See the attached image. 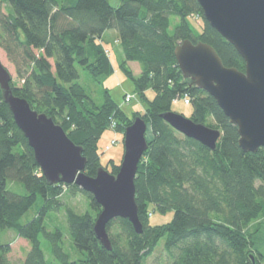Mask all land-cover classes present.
I'll return each instance as SVG.
<instances>
[{
	"label": "trees",
	"instance_id": "trees-1",
	"mask_svg": "<svg viewBox=\"0 0 264 264\" xmlns=\"http://www.w3.org/2000/svg\"><path fill=\"white\" fill-rule=\"evenodd\" d=\"M195 14L202 18L201 30L190 21ZM172 17L179 18L174 31ZM109 30L117 31L121 66L146 103L133 116L108 88L103 86L99 99L80 81L82 72L98 83L113 72L105 52ZM187 39L211 45L225 66L245 71L243 57L205 19L197 0H121L117 7L110 0H0V47L16 68L14 94L52 117L83 147L88 175L102 166L99 141L112 121L121 133L139 115L148 125L149 146L135 179L143 232L137 233L129 219H113L107 225L110 250L95 232L101 205L76 184L47 181L0 87V230L14 231L30 244L20 264H49L44 241L60 264H146L162 242L166 264H264V148L244 151L237 125L212 95L183 75L175 49ZM130 62L140 63L139 76ZM185 94L193 107L190 118L220 129L215 150L162 117L176 111L175 101ZM109 166L118 173L114 159L104 168ZM78 191L91 207L83 214L65 207L61 198ZM40 197L36 215L23 222ZM63 208L79 253L75 259L65 249L63 230L46 225L49 213ZM155 210L174 216L153 225ZM11 250L9 243L0 245V264H14Z\"/></svg>",
	"mask_w": 264,
	"mask_h": 264
},
{
	"label": "water",
	"instance_id": "water-1",
	"mask_svg": "<svg viewBox=\"0 0 264 264\" xmlns=\"http://www.w3.org/2000/svg\"><path fill=\"white\" fill-rule=\"evenodd\" d=\"M205 19L225 37L246 62L245 71L224 65L216 50L190 39L178 44L175 55L183 75L206 90L237 125L239 145L246 152L264 148V0H197ZM12 74L0 60V87L17 126L34 150L35 160L50 184H76L92 194L102 211L95 232L107 249H113L107 225L116 218L129 219L143 232L136 202L135 179L148 149V125L140 115L124 131V155L117 174L101 166L95 176L85 172L87 157L65 129L14 94ZM162 117L175 130L215 150L220 129L196 123L182 113Z\"/></svg>",
	"mask_w": 264,
	"mask_h": 264
},
{
	"label": "rangeland",
	"instance_id": "rangeland-1",
	"mask_svg": "<svg viewBox=\"0 0 264 264\" xmlns=\"http://www.w3.org/2000/svg\"><path fill=\"white\" fill-rule=\"evenodd\" d=\"M111 4L115 7L119 6L121 0H110ZM190 21L194 27L198 30H201L203 26V21L200 15L195 14L190 17ZM172 31H174L175 26L179 23L178 17H172ZM118 33L116 30H109L104 35L105 41V52H108L107 55L110 57V61L113 66V72L101 78V82H95L90 80L86 77L85 73L82 72L81 83L84 84L88 89H92L93 93L101 99V93H103V86L108 88L113 100L120 105V107L129 115L133 116L134 112L136 111H143L146 107V103L143 102L141 99L140 94L136 90L135 83L131 77L127 75L125 70L122 68L121 64L124 59L123 53L120 51V48L117 44L119 41L117 39ZM182 43V42H181ZM180 44V43H179ZM114 49V50H113ZM115 51V52H114ZM0 60L4 64L5 67L9 69L12 74L13 80L17 81V72L15 65L9 60L6 52L0 47ZM130 67L133 70L135 76H139L141 74V66L138 62H130ZM150 97L154 96L153 90H148L147 92ZM130 94L132 96L131 102H125V97ZM175 112L182 113L186 117H190L193 112V107L191 104H185L182 99L175 101L174 103ZM113 139H117L118 142L116 145H113L108 151L105 150V147L111 144ZM98 150L101 154V162L102 166L106 167L109 163L110 159H114L115 163L121 164L123 155H124V133L117 132L115 128L108 129L103 137L99 141ZM111 166H109V171ZM19 187V186H18ZM17 190V188H16ZM68 191V190H67ZM25 189L23 190V193ZM63 205L65 207H69L77 211L78 213H86L87 211L91 210L89 199L83 193L78 191L75 194L66 193L62 197ZM43 203V198H39L38 202L26 213L23 218V222H27L31 220L37 213L38 209L41 207ZM153 209V208H152ZM174 216L173 211H168L167 213H162L158 210L152 212L150 216L151 224H163L166 222L171 221ZM46 225L50 230H54L56 227H60L64 232V246L68 253L71 254L72 259H75L79 256V253L74 247L72 237L69 232V224L67 221V216L65 212V208L61 209L60 211H52L49 213L46 219ZM8 232H3L0 230V245L6 244L9 240ZM43 248L45 250V254L47 256V260L49 264H60L58 260H56L51 254V246L48 242L44 241ZM18 250V246L16 247ZM22 253L15 252L10 257L14 262H17L15 257L17 255H21ZM166 253L163 248V242L156 248L154 255L150 257L146 264H166L167 261L165 259Z\"/></svg>",
	"mask_w": 264,
	"mask_h": 264
},
{
	"label": "crops",
	"instance_id": "crops-1",
	"mask_svg": "<svg viewBox=\"0 0 264 264\" xmlns=\"http://www.w3.org/2000/svg\"><path fill=\"white\" fill-rule=\"evenodd\" d=\"M117 45L119 46L120 51L122 52L120 44ZM8 234L10 237L7 243H9L12 248L9 256L15 254V252L22 253L21 255H17V257H15V259L17 260L16 263L14 262V260L11 259L14 264H20L24 260L26 253L30 250V244L25 239L18 237L14 231H8ZM17 246L18 250H16Z\"/></svg>",
	"mask_w": 264,
	"mask_h": 264
},
{
	"label": "built area",
	"instance_id": "built-area-1",
	"mask_svg": "<svg viewBox=\"0 0 264 264\" xmlns=\"http://www.w3.org/2000/svg\"><path fill=\"white\" fill-rule=\"evenodd\" d=\"M106 52H108V51L106 50ZM181 99L185 102V104H190L191 103V98H190V96L188 94L183 95V97ZM131 100H132V96L130 94H128L127 97H125V102H131ZM115 127H116V122L112 121L111 129H113ZM117 142H118L117 139H113L111 141V144H109L108 146L105 147V150L108 151L113 145H116Z\"/></svg>",
	"mask_w": 264,
	"mask_h": 264
}]
</instances>
